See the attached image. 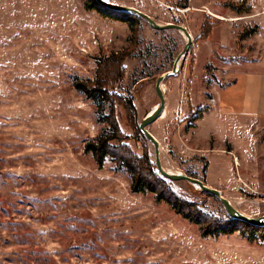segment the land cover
Here are the masks:
<instances>
[{"label":"rangeland","instance_id":"1","mask_svg":"<svg viewBox=\"0 0 264 264\" xmlns=\"http://www.w3.org/2000/svg\"><path fill=\"white\" fill-rule=\"evenodd\" d=\"M103 1L183 26L191 36L176 72L161 82L164 110L146 128L163 169L217 185L241 214L264 216V177H256L264 119L255 125L226 116L212 89L246 65L261 63L264 71V0H188L185 9L182 0ZM88 4L0 0V264H264V242L239 233L201 237L153 195L132 193L130 176L111 158L99 168L85 152L109 133L108 105L99 111L74 84L94 82L99 72L113 80L107 90L115 102H132L131 113L116 108L122 145L155 165L139 125L159 104L156 80L172 71L187 43L178 31H158L139 18L132 46L128 24ZM116 54H123L120 76L106 62ZM211 92L212 115L200 121ZM171 183L206 215L227 216L216 197Z\"/></svg>","mask_w":264,"mask_h":264},{"label":"trees","instance_id":"2","mask_svg":"<svg viewBox=\"0 0 264 264\" xmlns=\"http://www.w3.org/2000/svg\"><path fill=\"white\" fill-rule=\"evenodd\" d=\"M86 6L88 10H94L102 17L128 24L130 28L129 43L132 46L135 44L133 39L137 33V24L139 17L126 12H119L106 9L96 3L95 0H88ZM180 8H187L188 0H182ZM210 29L206 28L203 31L202 39H207ZM123 59V54H116L112 59L106 61L109 65H115L116 75L120 76V66ZM100 64L97 65L98 69ZM97 69V70H98ZM113 80L107 77L102 78L99 72L96 73L94 82L86 81L74 84V88L82 93L87 99L100 103L98 110L102 109V104L108 105V115L104 119L109 133L102 135L97 139L89 142L85 146V152L90 153L96 165L101 168L106 158H111L117 167H122L126 170L131 178L130 190L135 194H151L157 203L167 204L171 210L177 215H180L184 220L196 225L201 237H218L228 236L234 233H239L243 238L250 243L264 242V227H253L240 221L232 220L229 217H213L206 215L198 207L197 202H190L183 198L178 191L173 187L172 183L162 178L156 170V166L151 163L147 153L137 157L131 153L124 145L120 134L119 125L117 123L116 108L122 105V109L128 113L133 112L131 100L127 103L115 102L116 93L108 89L109 82ZM138 134L143 138L144 135ZM147 140V139H146ZM116 143L114 147L112 143Z\"/></svg>","mask_w":264,"mask_h":264},{"label":"water","instance_id":"3","mask_svg":"<svg viewBox=\"0 0 264 264\" xmlns=\"http://www.w3.org/2000/svg\"><path fill=\"white\" fill-rule=\"evenodd\" d=\"M98 5L101 7H104L109 10L113 11H119V12H126V13H131L139 18L143 19L146 21L153 29L158 30V31H164V30H176L180 34H183L186 38V45L184 46L182 52L178 55L176 58L173 69H172V74L176 72V66L180 60V58L186 54V50L188 46L191 44V36L187 32V29L183 26L179 25H173V24H167V25H159L157 24L154 20H152L148 15L138 11L137 9L130 8V7H124V6H118V5H113L107 2H104L103 0H95ZM165 76H160L155 83V93L159 99V104L157 107L154 109V111L147 115L142 122L139 125V130L140 132L144 135V137L147 139V141L152 145L154 149V157H155V166L156 170L159 173V175L164 178L165 180L171 181V182H185L189 184L192 187H195L202 193H206L209 195H212L216 197L219 202L221 203L223 209L225 210L227 216L236 221L243 222L245 224H248L253 227H264V216L259 217V218H250L247 217L243 214H241L239 211H237L231 204L230 202L225 199L221 193L216 190L207 187L204 185L203 182H201L198 179L189 177L187 175L181 174V173H171L163 169L160 161V151H159V144L156 141V139L148 132L146 129L147 126L152 124L154 121H156L162 114L165 106V98L163 95V91L161 88V82L164 80Z\"/></svg>","mask_w":264,"mask_h":264},{"label":"crops","instance_id":"4","mask_svg":"<svg viewBox=\"0 0 264 264\" xmlns=\"http://www.w3.org/2000/svg\"><path fill=\"white\" fill-rule=\"evenodd\" d=\"M259 64L261 63L246 65V68L236 71L232 79H230L231 83L221 88H212L217 91L218 97L222 102L221 111L225 112L226 116L232 117V119H240L244 122L250 120L255 125H257L256 122H258V120L264 119V71L259 69ZM211 94L213 99L208 103L210 107L204 112L200 121L212 115V104L216 99V94L212 92ZM210 137L214 138L212 133L209 135V138ZM263 140L264 138H262L259 143H263ZM232 155L234 159L238 160L239 166V159L236 158L237 156L233 154V151ZM257 156L258 159L263 158L264 153H257ZM261 166L264 167V162L260 164V172L257 171L258 169L256 170L258 172V175L256 173V177L263 178L264 168ZM210 187L218 190L221 195L224 196V192L219 190L220 188L217 185H211ZM261 190L264 191V186H261ZM224 198H226V196H224Z\"/></svg>","mask_w":264,"mask_h":264},{"label":"bare ground","instance_id":"5","mask_svg":"<svg viewBox=\"0 0 264 264\" xmlns=\"http://www.w3.org/2000/svg\"><path fill=\"white\" fill-rule=\"evenodd\" d=\"M182 36H183L184 38H186L183 34H182ZM172 75H174V74H172V72H170V73L165 74V75H163V76L168 77V76H172ZM162 91H163V89H162ZM156 107H157V106L153 107L152 110L149 112V114H151V113L154 111V109H155ZM149 114H148V115H149Z\"/></svg>","mask_w":264,"mask_h":264}]
</instances>
